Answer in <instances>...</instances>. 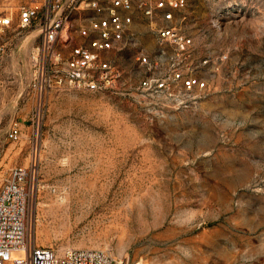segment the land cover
Masks as SVG:
<instances>
[{"label":"rangeland","instance_id":"rangeland-1","mask_svg":"<svg viewBox=\"0 0 264 264\" xmlns=\"http://www.w3.org/2000/svg\"><path fill=\"white\" fill-rule=\"evenodd\" d=\"M186 1L187 52L142 18L109 53L116 87L92 92L37 77L39 29L18 26L32 1L0 0L14 19L0 33V192L14 167L34 171L33 243L121 264H264V0Z\"/></svg>","mask_w":264,"mask_h":264},{"label":"built area","instance_id":"built-area-1","mask_svg":"<svg viewBox=\"0 0 264 264\" xmlns=\"http://www.w3.org/2000/svg\"><path fill=\"white\" fill-rule=\"evenodd\" d=\"M19 11L18 26L36 25L40 45L33 54L36 75L44 82L56 79L60 88L105 92L116 87L119 72L110 52H121L132 40L135 17L141 16L161 44L187 52L193 38L182 32L186 0H31ZM11 15H0V33L13 25ZM0 47V70L4 65ZM147 61V58H143ZM155 85L163 86V83ZM142 85L150 88L153 80ZM205 86L197 78L185 80L192 90ZM46 87L40 88L45 92ZM14 126L10 137L17 138ZM34 171L17 166L0 192V264H121L95 248L56 249L33 243L28 233L27 210L35 188Z\"/></svg>","mask_w":264,"mask_h":264},{"label":"crops","instance_id":"crops-1","mask_svg":"<svg viewBox=\"0 0 264 264\" xmlns=\"http://www.w3.org/2000/svg\"><path fill=\"white\" fill-rule=\"evenodd\" d=\"M140 19H142V17L141 16H136L135 17V22H134V25H133V27H132V30L134 31V32H136V23H137V21L138 20H140Z\"/></svg>","mask_w":264,"mask_h":264}]
</instances>
